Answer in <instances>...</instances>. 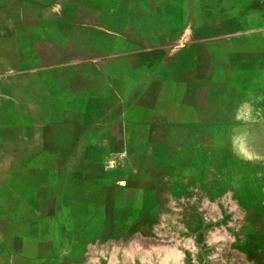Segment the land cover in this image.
<instances>
[{"label": "rangeland", "instance_id": "1", "mask_svg": "<svg viewBox=\"0 0 264 264\" xmlns=\"http://www.w3.org/2000/svg\"><path fill=\"white\" fill-rule=\"evenodd\" d=\"M60 1L102 8L108 26L123 25V43L139 47L123 61L133 77L123 89L138 97L91 139L86 172H101L102 184L106 172L105 187L36 264H244L246 252L264 260V58L199 65L185 46L162 45L163 27L179 21L162 16L166 0Z\"/></svg>", "mask_w": 264, "mask_h": 264}, {"label": "crops", "instance_id": "2", "mask_svg": "<svg viewBox=\"0 0 264 264\" xmlns=\"http://www.w3.org/2000/svg\"><path fill=\"white\" fill-rule=\"evenodd\" d=\"M166 1L162 16L179 21L163 27L162 45L185 46L199 65L205 57L264 58V0ZM105 13L70 11L60 0H0V264L49 257L68 220L105 187L106 172L102 184L85 163L110 116L126 112L129 98L137 103V90L124 93L122 82L133 79L124 59L139 49L123 43V25L108 26Z\"/></svg>", "mask_w": 264, "mask_h": 264}, {"label": "bare ground", "instance_id": "3", "mask_svg": "<svg viewBox=\"0 0 264 264\" xmlns=\"http://www.w3.org/2000/svg\"><path fill=\"white\" fill-rule=\"evenodd\" d=\"M168 248H169V247H168ZM166 250H167V249H166ZM168 250H170V249H168ZM174 251H175V250H174ZM176 251H177V250H176ZM128 252H129V251H128ZM168 252H170V254H173V253H174V255H175L176 253H178V251H177L176 253H175V252H172V253H171V250L168 251ZM166 253H167V251H166ZM178 254H180V253H178ZM178 254H176V255L178 256ZM176 255H175V257H176ZM127 256H128V254H127ZM162 256H164V255H162ZM168 256H169V255H168ZM172 256H173V255H172ZM169 258H170V256H169ZM169 258H168V259H169ZM165 259H166V257H165ZM165 259H164V260H165ZM166 261H167V259H166Z\"/></svg>", "mask_w": 264, "mask_h": 264}]
</instances>
